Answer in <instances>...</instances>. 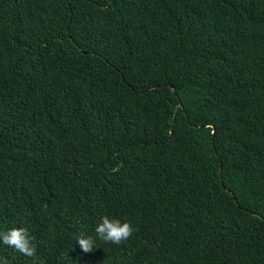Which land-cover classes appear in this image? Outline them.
<instances>
[{"label":"trees","instance_id":"trees-1","mask_svg":"<svg viewBox=\"0 0 264 264\" xmlns=\"http://www.w3.org/2000/svg\"><path fill=\"white\" fill-rule=\"evenodd\" d=\"M104 214L134 231L82 251ZM18 225L36 264H264V0H0Z\"/></svg>","mask_w":264,"mask_h":264},{"label":"clouds","instance_id":"clouds-1","mask_svg":"<svg viewBox=\"0 0 264 264\" xmlns=\"http://www.w3.org/2000/svg\"><path fill=\"white\" fill-rule=\"evenodd\" d=\"M133 231V226L127 220L104 214L94 223V234L81 233L75 239L81 250L87 252L96 246L98 240L118 245L127 240ZM0 245L8 246L23 256L33 257L36 264V245L28 227L23 225L0 227ZM0 264H9V261L5 257H0Z\"/></svg>","mask_w":264,"mask_h":264}]
</instances>
